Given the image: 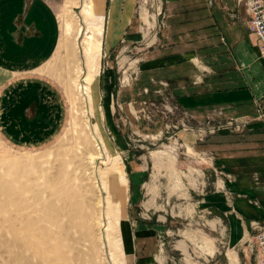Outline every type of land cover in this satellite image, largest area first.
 <instances>
[{"label":"rangeland","instance_id":"374dc122","mask_svg":"<svg viewBox=\"0 0 264 264\" xmlns=\"http://www.w3.org/2000/svg\"><path fill=\"white\" fill-rule=\"evenodd\" d=\"M85 1L44 0L57 47L42 66L0 79V264H117L106 236L116 219L119 264H222L223 250L218 263L202 248L216 243L199 201L227 179L228 156H258L235 145L251 121L198 118L164 81L149 86L142 70L157 55L148 48L162 0H140L141 46L111 55L101 52L103 25L89 55L78 41ZM188 133L200 153L183 146Z\"/></svg>","mask_w":264,"mask_h":264},{"label":"crops","instance_id":"0c3cea01","mask_svg":"<svg viewBox=\"0 0 264 264\" xmlns=\"http://www.w3.org/2000/svg\"><path fill=\"white\" fill-rule=\"evenodd\" d=\"M92 3L94 13L103 18L102 54L111 55L127 44L141 46L145 22L140 0ZM162 5L163 12L153 18L159 27L148 48L157 55L144 62L142 70L149 86L155 88L152 79L164 81L183 109L198 118L207 119L213 112L214 118L251 121L246 133L251 141L235 145L260 150L258 156L243 160L228 156L227 179L218 177L215 187L201 197L200 211L208 214L206 235H212L216 243L202 248L218 263L217 255L223 250L222 264H257L251 244L264 229V123L258 122L259 115L264 116L260 43L249 31V16L241 0H162ZM49 6L44 0H0V79L49 60L57 47L55 12ZM185 135L183 146L200 153L204 143L198 141V134Z\"/></svg>","mask_w":264,"mask_h":264},{"label":"bare ground","instance_id":"6f19581e","mask_svg":"<svg viewBox=\"0 0 264 264\" xmlns=\"http://www.w3.org/2000/svg\"><path fill=\"white\" fill-rule=\"evenodd\" d=\"M83 13H84V16H87L88 19H87V28L86 30L82 29L80 27V29H78V33H77V38H78V41L82 39V47L84 49V51L87 52V55H89V53H91L93 51V46L96 47L94 44V40H95V37H94V29L98 28V34L101 35V32H102V25H103V18L102 17H99V19L101 21H93L91 18L94 16V6H93V3H92V0H90L89 2L86 1L83 3ZM82 13V14H83ZM86 27V26H85ZM86 31V32H85ZM96 34V33H95ZM96 36V35H95ZM77 45L80 47L81 44H79V42H77ZM98 46H100V44L98 43ZM80 50V49H79ZM91 57V56H90ZM88 57V58H90ZM94 58V57H93ZM97 58V57H96ZM97 60V59H96ZM92 61V60H91ZM98 62V61H97ZM96 62V63H97ZM95 65V64H94ZM98 66V64L96 65ZM94 66V67H96ZM93 67V68H94ZM98 68V67H97ZM97 69H95V72ZM78 89H80V93H82L84 99L83 100H86L87 101V104H90L91 103V95H90V92H89V88L85 87V86H81V87H78ZM82 97V98H83ZM94 132V131H92ZM107 152H105L106 154ZM111 202V200H109ZM107 201V202H109ZM113 203V202H111ZM109 213V212H108ZM108 215V214H107ZM105 218V217H104ZM108 218V217H107ZM110 221V219H109ZM118 224H119V220L117 221V219L114 221V223L111 222L110 225L107 224V233H106V236H107V239L109 240V246H110V252L112 253V261L116 262L117 264H119V261H118V256L117 254H115V251H112V248L113 249H117L118 251L121 250V247H122V241L121 239L119 240L120 236L117 234H114V235H111L112 233V227L115 229V228H118Z\"/></svg>","mask_w":264,"mask_h":264},{"label":"built area","instance_id":"2783aa9c","mask_svg":"<svg viewBox=\"0 0 264 264\" xmlns=\"http://www.w3.org/2000/svg\"><path fill=\"white\" fill-rule=\"evenodd\" d=\"M249 16L248 28L259 41L260 53L264 59V0H241ZM257 264H264V229H260L251 244Z\"/></svg>","mask_w":264,"mask_h":264}]
</instances>
